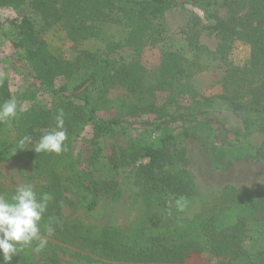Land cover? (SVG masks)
Segmentation results:
<instances>
[{
  "label": "trees",
  "instance_id": "obj_1",
  "mask_svg": "<svg viewBox=\"0 0 264 264\" xmlns=\"http://www.w3.org/2000/svg\"><path fill=\"white\" fill-rule=\"evenodd\" d=\"M25 2L39 15L43 27L62 26L74 43L98 38L101 29L111 25L122 30V41L137 56L147 46L158 48L161 55L149 85L148 72L137 59L116 67L113 61L87 51L80 65L87 70L80 75L76 73L80 66L49 51L30 18L23 15L10 21L13 49L31 69L33 82L13 95L0 79V104L12 98L17 102L16 117L0 123V162L28 159L39 181L32 183L37 192L53 196L40 223L41 236H47L48 225L54 228L42 250L50 247L52 252L44 256L45 264H58L57 252L86 262L183 264L190 254L207 253L219 264H264V184L253 190L226 187L216 203L198 204L192 212L198 193L183 169L188 159L181 147V140L200 138L213 157L215 149L231 155L211 160L214 171H227L241 160L264 159V0H0V8L18 9ZM171 11L188 15L175 44L167 43L171 39L166 36L165 16ZM202 32L218 39L214 50L200 43ZM235 42L249 46L248 60L242 66L227 65L220 79L221 92L199 99L191 79L223 63ZM58 76L71 82L55 87ZM117 85L132 91V101L141 100L139 115H154L148 137L141 133L126 137L120 114L111 119L97 116L98 104L114 106L104 102L103 95ZM41 91L48 94L50 103L38 100ZM155 91L175 99L174 113L155 104ZM185 97L187 105H178ZM25 105L31 107L23 110ZM61 109L67 150L36 153L32 144L56 128ZM87 127L91 136L86 150L73 156L72 145ZM254 132L262 136L258 149L250 142ZM120 134L125 136L124 147L116 138ZM25 136L32 138V144L21 146ZM104 138L114 140L110 155L104 153ZM99 164L114 174L119 167L137 165L134 184L142 196V208L127 226L92 229L67 213L76 203L93 211L102 197H120L115 178L94 176ZM17 185L0 180V195L10 197ZM181 199L182 210L177 206ZM11 264L34 263L18 255Z\"/></svg>",
  "mask_w": 264,
  "mask_h": 264
},
{
  "label": "rangeland",
  "instance_id": "obj_2",
  "mask_svg": "<svg viewBox=\"0 0 264 264\" xmlns=\"http://www.w3.org/2000/svg\"><path fill=\"white\" fill-rule=\"evenodd\" d=\"M23 15L34 22L40 39L46 42L49 51L54 56H60L66 62L75 63L77 67L82 65L81 57L87 51L95 54L100 59L113 61L116 67L137 59L139 64L148 72L146 85L150 84L155 73L159 70L161 57L159 49L147 46L137 56L134 49L122 41V30L120 28L111 25L104 26L98 38H89L79 43H74L62 26L56 24L49 28L43 27L39 15L30 7L28 2H25L18 9L11 7L0 8V58L3 61L0 63V79L7 82L9 90L13 95L23 91L33 82L31 69L25 61L18 58L19 56L12 46L14 32L10 21L19 19ZM187 20L188 15L184 11H171L166 14V36L171 39H168L167 43L175 44V37H179L178 35H180L181 29L185 28ZM199 41L211 50H214L218 43V39L214 35H208L206 32L200 34ZM179 45L182 46L183 43H179ZM249 54V46L235 42L223 63H215L206 71L196 74L191 79L190 85L197 93L198 98L218 95L221 92L220 79L227 65L242 66L248 60ZM81 67L76 70V73L78 72V74L83 75L87 69ZM75 79L72 83L75 82ZM70 82L66 81L64 77L58 76L54 80V85L55 87H59ZM131 92L128 87L123 85L111 88L103 95V100L104 102L108 101V103L109 101L113 102L114 106L105 107L104 104H98L96 106V113L102 119L115 118L120 114L119 117L126 137L130 135L135 137V134L141 133L146 138L151 135L150 129L152 124L155 123V117L153 114H138L141 100L137 101L135 99L132 101L133 96ZM154 93L153 98L157 106L161 107L165 105L166 111L175 112L177 106L173 97H170L165 91H155ZM93 96L94 100H97V94L95 93ZM37 98L41 102L50 103L51 101L48 94L42 91ZM124 103L126 105L123 106ZM187 103L186 97L185 100L178 101V105L180 106H186ZM30 107L31 105H25L23 110H28ZM132 112H135L138 116L132 115ZM90 133L91 131L87 127L78 139L74 141L72 145L73 156L83 155L91 136ZM125 136H122V134L116 136L117 141L123 147L125 146V138L122 137ZM261 141L262 136L260 134L256 132L252 133L250 142L254 148H260ZM102 142L105 155H110L114 140L112 138H104ZM181 147L185 149L188 159V165L183 169L191 176L195 190L198 193L195 199L196 202L191 208L192 212L201 205L205 204L204 206L210 207L209 205L216 203L217 198L220 197L221 192L226 187L253 190L257 184H264V159L260 162H255L252 159L241 160L235 162L227 171H214L211 166L213 159H230L231 155L227 153L222 155L219 150L215 149L213 157L211 153H208L203 148L200 138L181 140ZM136 166L119 167L114 174L104 164H99L94 168V176L102 179L115 178L120 197L117 200L102 197L98 206L93 211H87L79 203H76L74 208L68 210L67 213H72L73 217L92 229L109 224L127 226L134 222L138 218L142 208V196L139 194L138 186L134 184ZM0 180L5 185H9L11 182L16 184L39 182L34 176L32 162L24 157L17 160L0 162ZM37 244V241L32 242L30 246L25 247L15 256H25L34 264H45L44 256H52L51 248L47 247V251L45 252L42 251L43 249L37 251ZM55 257L58 260V264H125L108 261L86 262L58 252L55 253ZM218 260L207 253H193L188 256L183 264H219Z\"/></svg>",
  "mask_w": 264,
  "mask_h": 264
},
{
  "label": "clouds",
  "instance_id": "obj_3",
  "mask_svg": "<svg viewBox=\"0 0 264 264\" xmlns=\"http://www.w3.org/2000/svg\"><path fill=\"white\" fill-rule=\"evenodd\" d=\"M17 115L15 98L0 104V123H8ZM64 128V112L59 110L56 116V128L42 135L38 142L32 144V138L25 136L21 146L32 144L36 153L51 152L59 154L66 151L67 133ZM53 200L50 193H38L32 183L19 184L10 197L0 195V254L3 264H11L13 257L37 241V251L48 244L47 237L54 233L51 225L46 227L47 236H41L40 223ZM182 210L183 199L177 201Z\"/></svg>",
  "mask_w": 264,
  "mask_h": 264
}]
</instances>
